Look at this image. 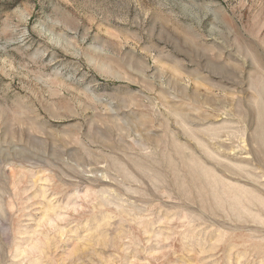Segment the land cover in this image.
<instances>
[{"label":"rangeland","instance_id":"rangeland-1","mask_svg":"<svg viewBox=\"0 0 264 264\" xmlns=\"http://www.w3.org/2000/svg\"><path fill=\"white\" fill-rule=\"evenodd\" d=\"M0 264H264V0H0Z\"/></svg>","mask_w":264,"mask_h":264}]
</instances>
